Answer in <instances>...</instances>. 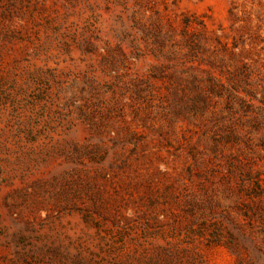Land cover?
<instances>
[{
  "label": "rangeland",
  "instance_id": "rangeland-1",
  "mask_svg": "<svg viewBox=\"0 0 264 264\" xmlns=\"http://www.w3.org/2000/svg\"><path fill=\"white\" fill-rule=\"evenodd\" d=\"M0 264H264V0H0Z\"/></svg>",
  "mask_w": 264,
  "mask_h": 264
}]
</instances>
